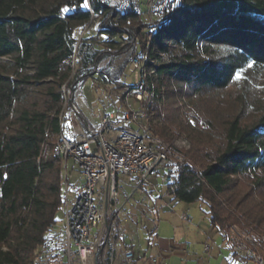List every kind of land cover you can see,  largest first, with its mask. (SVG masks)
Wrapping results in <instances>:
<instances>
[{
    "label": "trees",
    "instance_id": "obj_1",
    "mask_svg": "<svg viewBox=\"0 0 264 264\" xmlns=\"http://www.w3.org/2000/svg\"><path fill=\"white\" fill-rule=\"evenodd\" d=\"M83 3L0 0V264H38L63 241L69 178L54 147L72 128L66 94L97 73L122 86L128 63L98 67L127 48L154 69L147 90L165 111L185 95L201 124L185 125L178 104L173 118L157 108L153 135L171 145L172 124L192 141L175 149L172 200L204 202L224 239L240 223L264 249V0H156L153 21L140 0Z\"/></svg>",
    "mask_w": 264,
    "mask_h": 264
},
{
    "label": "built area",
    "instance_id": "obj_2",
    "mask_svg": "<svg viewBox=\"0 0 264 264\" xmlns=\"http://www.w3.org/2000/svg\"><path fill=\"white\" fill-rule=\"evenodd\" d=\"M134 63L140 69V78L137 84L126 87V94L128 97L143 100L155 71L147 68L139 58H135ZM146 116V110L132 107L121 114L117 111L106 112L101 118L102 125L98 130L87 125L75 138L62 135L55 145V154L63 155L65 159L72 157L83 176L82 185L73 201L67 200L65 203L64 264H72V254L76 255L80 264H93L112 230L115 235H125L123 230L114 225L118 221L123 201L130 198V194L122 188L120 175L133 177L136 188L143 190L151 174H160L163 182L167 184V193L172 195L175 192L176 188L172 185V160L182 157L163 138L150 132L144 122ZM115 122L123 123L122 132L108 139L104 132L113 129ZM131 122L138 128H130ZM190 145L189 139L180 134L176 141L178 150L188 149ZM97 185L100 186L98 196ZM109 206L113 208V213H108ZM109 216L110 224L107 221ZM181 218L188 219L186 214H182ZM104 223L107 226L105 237L100 230L92 232L93 228ZM153 223L158 228V220L153 219ZM230 241L237 254L254 259L257 264H264V257L255 249L253 239L246 230L233 226ZM133 258V251L126 253L127 261Z\"/></svg>",
    "mask_w": 264,
    "mask_h": 264
},
{
    "label": "rangeland",
    "instance_id": "obj_3",
    "mask_svg": "<svg viewBox=\"0 0 264 264\" xmlns=\"http://www.w3.org/2000/svg\"><path fill=\"white\" fill-rule=\"evenodd\" d=\"M105 1L111 4H115L119 0H105ZM155 1L156 0H140L141 7L143 10V18L146 21H153V19L156 18V15L154 14V11H153ZM88 26H91V24H89ZM84 33H85V30H83L80 33L79 37L81 38V36ZM126 42L127 41H124L122 45L126 44ZM130 52H131V49L127 48V49L122 50L120 54L113 53L115 56L112 55L110 57L105 58L98 67V70H101V68H104V67L106 68L108 67V70L111 73H116L118 67L122 66L124 63H128L125 67L124 75L121 78V80L123 81L122 86L115 85L113 83H108L101 76L100 73H97L95 74L94 77L86 80L85 82H79L76 85V89L73 91L72 94L67 92L65 103H64V108H66V111H67L66 113L70 115L72 128L69 130L66 129L65 131L66 136L75 138L79 131L86 129L85 121H87L92 127L98 130L99 127L102 125L101 118L104 113L117 111L119 112V114H121L125 110L130 109V107L134 109H142V110L147 111V116L144 122L148 125L149 130L151 132L152 131L151 126L154 124H157V121H158L157 108L158 107L160 108L162 119L166 118L168 116L167 114H170L171 117L173 118V116L177 114V111H175V106H177V104L180 106V109H179L180 115L178 116L183 118L184 120L183 123L185 125L192 123L196 125L197 128H200L201 124H198L197 119L193 117L194 116L193 114L197 115V113L194 112L193 110L194 103L191 102L189 99H187L185 95L178 96L177 98L178 103H175L176 105L169 106V112L168 111L166 112L164 109L165 98L161 100V102H158V99H157L158 97H156L153 93L149 92L147 89L144 93L143 100H137L133 96L131 97L127 96L126 87L137 84L140 78V69H138L134 63L135 58L139 57V60H140V56L138 55L131 56ZM105 89L108 93L104 91ZM69 103L71 106H69ZM114 125L115 127L113 129H107L104 132V135L108 139L112 137H116L120 135V133L122 132V125H123L122 122H115ZM129 127L134 128V129L138 128L134 122H131L129 124ZM170 133L172 136L171 137V140H172L171 147L173 149H178V147L176 146V141L179 138L180 134L188 138L190 143L192 144V141L187 131L182 129L181 127L171 124ZM178 133L180 134L178 135ZM93 148L95 149V145H93ZM181 150H186V149H181ZM67 172H68L69 183H68V186L66 185V188L64 191L65 203L67 200L70 202L73 201L77 191L80 189V186L82 185V182H83V176L79 168L76 166L72 157H69L67 159ZM257 174L262 175L264 174V172L260 170ZM254 176L255 174H252L251 178L241 177L243 184L250 185L251 180ZM119 177L121 179V182L125 184L124 187L126 191L130 194L133 193L134 187L131 185L132 178L126 175H120ZM149 182H153L157 186V189L160 191V193L162 194L167 193V184L163 182L162 176L160 174H156V173L151 174L145 184L146 185L145 189L151 188ZM99 188L100 186L97 185L96 196L99 195ZM138 194L139 193L135 194L134 199H137L141 201L142 203V199H141L142 195H138ZM178 204H180V202L177 203V205L175 204L176 207H174V211L171 212V232L170 233H171V238L173 240L172 246L174 248V249H171V264H222L224 262V259L226 260L230 258L231 257L230 250L226 248L225 246H223L224 248L222 249V252L219 253V249L217 246L218 244H216L215 239L212 240V237L210 239L206 237V238H202L201 240H198L199 237H195L194 239V237L191 234L189 235L188 239H186L185 236H183L184 233L182 232V230L184 229L181 225L182 222L179 223L178 219H177V222H175V220L172 219V218L179 217L178 211H179L180 206L177 207ZM182 204H185V203H182ZM187 205L192 209L191 216L196 217L195 224H197L201 220L202 221L204 220L207 223L209 222L210 217L208 218V215L205 214V211H207L208 206L204 202H197L191 205L190 204H187ZM107 221L108 222L110 221V217L107 218ZM166 221L167 220L165 218L162 219L161 224L163 222L166 223ZM64 225H65V206H64V209H62L61 211V220L56 226L57 231L61 232L62 230L63 232ZM235 225L241 230H246L250 234L251 238L253 239L255 249L259 253H261L262 256L264 257V249L260 247L259 241H256L260 237L259 236L260 234L254 229L252 230L250 229L251 230L250 231L249 227L245 226L244 224L236 223L232 225V227ZM176 227H178L177 230H176ZM167 229L170 230L169 224H168ZM97 230H100L101 234L105 237L107 233L106 223L93 228L92 232L96 233ZM231 231H232V228H231ZM231 231H230V234H231ZM175 232H177L178 234H177V238H175L174 240L173 236ZM213 234L217 236L215 231L213 232ZM109 237H110V234H109ZM216 239H218L219 244H222V239L220 236H218V238ZM229 239H230V236H229ZM191 241L194 242L193 247L188 248L187 245H189V242L191 243ZM262 241L264 242V238H262ZM205 243H207L209 246H212L211 251L205 250ZM147 244H148V241H147L146 236L144 235L140 236L138 245L144 248L143 250H141V252L147 248ZM194 247H197L195 251L198 255L195 256L194 258H193V255L187 258L188 256L186 253V249L188 250ZM151 251H153L155 255L151 253L147 255L148 258H150V261H152V257H155L158 254L155 248L152 249ZM110 252H111V249L108 251V254H107L108 261L106 264H110L109 262L111 258ZM157 256L162 259H166L167 254H163L160 256L157 255ZM197 257H200V258H197ZM71 258H72V264H80L77 260L76 255L72 254ZM37 261H38V264H64V261H65L64 239L63 241L60 240L58 242L53 241L50 246L41 250ZM151 264H154V263H151ZM249 264H257V263L254 259H250Z\"/></svg>",
    "mask_w": 264,
    "mask_h": 264
},
{
    "label": "crops",
    "instance_id": "obj_4",
    "mask_svg": "<svg viewBox=\"0 0 264 264\" xmlns=\"http://www.w3.org/2000/svg\"><path fill=\"white\" fill-rule=\"evenodd\" d=\"M86 127L87 125H90L87 121H85ZM131 181V185L134 187L133 193L130 194V198L128 200L123 201V206L121 209V212L118 214V221L116 226H118L119 229L123 230L125 232V235L123 233L114 234V231L110 232V239L107 241V245L104 249V254L99 262V256L101 253L97 256V260L93 261V264H106L107 263V254L108 251L111 249V258H110V264H171V249H174L172 244L173 240L171 238V212L174 211L175 204L180 202L177 207H179V217L178 218H172L177 222V219L179 223L182 222V227L184 230L182 232L184 233L183 236H185L186 239L189 238V235L191 234L194 239L195 237H199L198 240H201L202 238H208L210 239L212 237V240H216V244H218L219 253L222 252V249L225 246L230 250L231 257L228 259H224V262L222 264H249V260L251 258L241 256L237 254L231 245V242L224 239L223 234L219 232L210 222L207 223L204 220L198 222L195 224L196 217H192V209L187 204H194V203H187L185 201L180 200H172L171 194H162L157 189V186L153 182H149L150 187L148 189H145V186L142 189L136 188V181L133 177ZM122 188L124 190V183L121 182ZM168 190V188H167ZM139 193L138 195H142V203L141 201L134 199L135 194ZM173 203V205H172ZM185 203V204H182ZM187 203V204H186ZM113 208L109 206L108 213H113ZM208 210L205 211V214H207ZM186 214L188 219H182L181 215ZM111 219V216H109ZM166 219V223L161 224L162 219ZM209 218V215H208ZM153 219H157L159 222L158 228H155V224L153 223ZM169 222V223H167ZM110 224V221L108 222ZM161 224V225H160ZM168 224L170 225V230L167 229ZM114 227V226H113ZM180 228V226H179ZM178 227H176V230ZM215 231L217 236L213 234ZM177 232L174 233V240L177 238ZM118 235V237H117ZM146 236L148 244L147 248L141 252L144 248L140 245H138V242L140 240V236ZM173 235V234H172ZM218 236L222 239V244L218 243ZM117 237V238H116ZM176 242V241H174ZM188 244V242H187ZM186 244V245H187ZM194 242H189L188 248L193 247ZM104 247V246H103ZM110 248V249H109ZM156 249L157 255H163L167 254L166 259H162L158 257L157 255L155 257H152V261H150V258H148V254H154L152 249ZM193 249V250H192ZM192 249H186L187 258L189 256L193 255V258L197 256L196 253L197 247H194ZM212 246H209L207 243H205V250L211 251ZM134 252V258L131 261L126 260V253L127 252ZM151 251V252H150ZM102 252V251H101ZM149 252V253H148ZM155 255V254H154ZM185 258V259H187ZM200 258V257H197ZM185 262V261H184ZM187 262V261H186Z\"/></svg>",
    "mask_w": 264,
    "mask_h": 264
},
{
    "label": "snow or ice",
    "instance_id": "obj_5",
    "mask_svg": "<svg viewBox=\"0 0 264 264\" xmlns=\"http://www.w3.org/2000/svg\"><path fill=\"white\" fill-rule=\"evenodd\" d=\"M179 2H180V0H177V3H179ZM83 7H85V8L89 7L88 0H84ZM64 10L65 11H70L71 9L70 8H65ZM237 76L239 77L240 74L237 73Z\"/></svg>",
    "mask_w": 264,
    "mask_h": 264
},
{
    "label": "water",
    "instance_id": "obj_6",
    "mask_svg": "<svg viewBox=\"0 0 264 264\" xmlns=\"http://www.w3.org/2000/svg\"><path fill=\"white\" fill-rule=\"evenodd\" d=\"M101 251H102V249H100V250L98 251V255L101 253Z\"/></svg>",
    "mask_w": 264,
    "mask_h": 264
}]
</instances>
